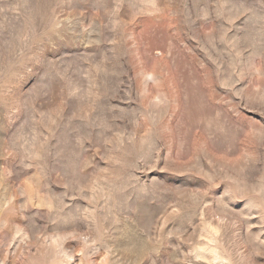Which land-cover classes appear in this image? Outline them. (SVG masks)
<instances>
[{"label": "rangeland", "instance_id": "rangeland-1", "mask_svg": "<svg viewBox=\"0 0 264 264\" xmlns=\"http://www.w3.org/2000/svg\"><path fill=\"white\" fill-rule=\"evenodd\" d=\"M0 264H264V0H0Z\"/></svg>", "mask_w": 264, "mask_h": 264}]
</instances>
